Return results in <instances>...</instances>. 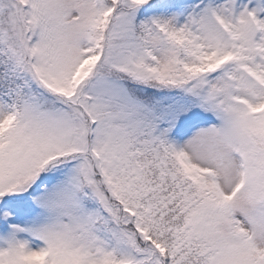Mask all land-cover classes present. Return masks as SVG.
Wrapping results in <instances>:
<instances>
[{
  "label": "snow or ice",
  "instance_id": "1",
  "mask_svg": "<svg viewBox=\"0 0 264 264\" xmlns=\"http://www.w3.org/2000/svg\"><path fill=\"white\" fill-rule=\"evenodd\" d=\"M0 264H264V0H0Z\"/></svg>",
  "mask_w": 264,
  "mask_h": 264
}]
</instances>
